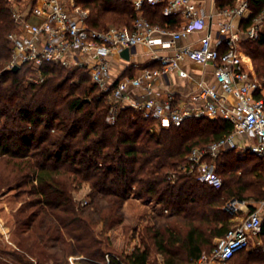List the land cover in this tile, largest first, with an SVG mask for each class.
I'll return each instance as SVG.
<instances>
[{
  "label": "trees",
  "instance_id": "obj_1",
  "mask_svg": "<svg viewBox=\"0 0 264 264\" xmlns=\"http://www.w3.org/2000/svg\"><path fill=\"white\" fill-rule=\"evenodd\" d=\"M76 1L89 11L86 24L93 30L130 29L137 17L131 2ZM263 7L264 0H254L257 11ZM140 13L166 30L182 23L180 17L164 15L161 4L145 3ZM15 29L8 4L0 0V161L9 170L0 196L7 188L28 186L33 198L18 210L15 248L0 247V264H69L70 256L81 257L78 264H105L106 255L108 264H152L151 252L161 256L162 264H189L234 228L233 215L224 209L227 202L264 200V162L249 152L237 157L234 150L222 151L210 160L222 179L218 190L181 170L193 149L229 136V122L188 118L179 127L151 133L150 120L131 107H119L109 124L108 93L84 70L45 64L44 81L33 84L27 65L16 73L6 68L8 35ZM241 45L264 81V29ZM83 185L89 188L88 199L111 198L110 206L98 211V222L84 210L87 201L82 205L74 199ZM130 197L150 198L172 217L160 227L149 221L140 231V245L116 254L107 234L123 223L120 210ZM135 213L145 219L143 212ZM260 238L262 246L237 253L230 264H264V218Z\"/></svg>",
  "mask_w": 264,
  "mask_h": 264
},
{
  "label": "built area",
  "instance_id": "obj_2",
  "mask_svg": "<svg viewBox=\"0 0 264 264\" xmlns=\"http://www.w3.org/2000/svg\"><path fill=\"white\" fill-rule=\"evenodd\" d=\"M197 1H135L136 9L141 8L145 2L150 5L161 4L164 15L180 17L181 27L169 31L158 25H151L141 16L135 18L130 29L108 26L104 30H93L86 24L89 11L79 6L76 0H5L16 26L8 35L11 57L6 68L20 69L27 65L30 69L27 80L33 84L44 81L45 64L84 70L101 92L108 93L107 102L111 106L107 117L109 124L115 122L118 104L128 98L133 99L131 108L140 112L143 119L152 122L149 130L151 133L179 127L185 119L191 117L222 118L229 122L233 126L231 135L204 148L193 149L181 167L182 172L194 175L198 182L218 190L222 186V179L216 174L210 160L215 159L222 151L239 149L241 154L249 152L264 162V98L254 96V92L264 89V84L246 71L239 51V37L231 33L229 24L220 25L214 42L210 36H206L197 47L178 45L180 39L190 33L201 32L206 27L204 17L195 13L194 4ZM248 9L249 2H243L223 13L229 18L242 17ZM32 18L37 22L30 23ZM263 29L264 12L253 21L246 37L256 40ZM165 35L170 36L168 41L161 39ZM137 45L172 49L174 54L171 57L156 56L160 65L158 69H144L138 77H125L111 83L110 58ZM184 60L212 64L216 84L222 90L218 95L213 88L201 86L192 99L205 103L195 112L173 109V95L169 94L162 103L155 91V80L179 69ZM136 89L143 91L139 98L134 97L133 91ZM227 96L232 100L229 101ZM233 135H246L254 139V142L246 147H237ZM85 204L86 202L82 203ZM242 204L240 201L230 200L224 209L236 216L240 213ZM262 218L264 200L253 211H246L238 226L224 237L216 239L210 252L203 253L189 264H230L234 255L248 250L251 245L262 246ZM105 260V264H108L109 256Z\"/></svg>",
  "mask_w": 264,
  "mask_h": 264
},
{
  "label": "crops",
  "instance_id": "obj_3",
  "mask_svg": "<svg viewBox=\"0 0 264 264\" xmlns=\"http://www.w3.org/2000/svg\"><path fill=\"white\" fill-rule=\"evenodd\" d=\"M135 1L130 0L133 8L137 11V16H141L140 10L135 8ZM243 2H249V9L244 12L242 17L233 16L231 18L225 16L223 13L225 10L232 9L239 6ZM148 4L147 2H145ZM144 3V4H145ZM150 5V4H149ZM159 5V4H157ZM194 10L197 15L203 16L206 22V27L201 32H195L188 34L185 38L179 40V46H191L197 47L201 39L206 36H210L211 40L214 42L217 38V33L219 31L221 24H229L231 27V33L238 35L239 37V51L241 53L242 59L244 61V67L246 71L250 74L251 77L256 78L254 65L251 57L246 53L242 48V42L249 41L246 37V32L251 26L253 21L260 17L264 12V7L257 11L254 8V1L249 0H198L194 4ZM143 18V17H142ZM34 22H37L35 18H32ZM182 24V23H181ZM181 27V26H180ZM176 30V29H174ZM173 31V30H169ZM156 37H160L158 34H155ZM161 39L168 41L170 39L169 35L161 36ZM121 54V53H120ZM120 54L114 55L110 58V67L109 74L111 83L116 82L117 80L125 77H138L141 75L144 69H158L160 67L159 62L156 60L158 57H171L174 52L172 49H160L159 47H147L145 45H137L133 47V51L129 54V59L125 60L120 56ZM261 81V80H260ZM259 81V82H260ZM201 86H207L214 89V91L220 95L222 90L220 86L216 84L214 77V67L212 64H201L196 62H191L188 60L181 61L180 67L177 70L168 72L165 76L159 77L155 80V91L157 92L158 98L163 103L166 97L171 94L173 95L172 108L179 111H197L204 106V101H195L192 97L198 92ZM143 91L141 89H136L133 91L134 97L141 96ZM256 98H264V89L254 92ZM128 98L118 104L119 107H131L133 99ZM229 101L232 100L230 96H227ZM191 118H208V117H191ZM188 119V118H187ZM209 120H223L222 118H208ZM225 121V120H224ZM233 131V130H232ZM233 132L230 133V135ZM234 138L241 140L243 146L237 147H246L251 145L254 142L249 136L246 135H233ZM236 144V143H235ZM235 151V150H234ZM235 154L237 157H242L244 155L240 153V150H236ZM263 201V200H261ZM243 201L241 205V211L238 215L234 216L231 222L234 225V228L238 225H235V220L237 221L240 217V222L245 216V212L250 210V206L254 209L261 202ZM235 223V224H234ZM233 228V229H234ZM261 245L263 244L262 239L260 238ZM216 242V239L213 242ZM253 246H257L254 244ZM255 247V248H256ZM249 251V250H248Z\"/></svg>",
  "mask_w": 264,
  "mask_h": 264
},
{
  "label": "rangeland",
  "instance_id": "obj_4",
  "mask_svg": "<svg viewBox=\"0 0 264 264\" xmlns=\"http://www.w3.org/2000/svg\"><path fill=\"white\" fill-rule=\"evenodd\" d=\"M34 20H30V23H33ZM117 26V25H115ZM120 28H125L123 26H117ZM257 78V76H256ZM258 79V78H257ZM260 81V80H259ZM264 84V81H260ZM108 100V98L106 99ZM236 145L243 146L242 141L238 138H234ZM9 170L4 171V163L0 161V183L4 184L2 179H7ZM15 184V183H13ZM29 187L22 186L19 189L16 187H10L4 190L2 196H0V247L5 250H10L15 248L14 241L16 238L13 237L15 227V218L18 210L22 205L28 204L33 200L30 195H28ZM89 188L87 185H83L79 190L74 193V199L76 202H88V205L84 210L92 215L94 221H99V210L107 208L110 206L111 198L104 199H88L87 193ZM131 210L132 213H131ZM143 212L145 219H138L136 217L137 211ZM120 213L123 217V223L119 226L114 227L111 231L108 232L107 236L110 237L112 242V251L116 254L122 252L129 253L133 250L135 246L140 245L139 234L143 230L144 226L150 221L155 227H160L166 223L172 216L169 212L162 211V209L157 206L150 198H145L141 201L132 200L130 197L129 200L123 205L120 210ZM241 217L236 221L235 225L240 224ZM45 226H41V230H45ZM101 229V224L97 226V231ZM14 240V241H13ZM30 242H25V246L29 247ZM55 244V243H54ZM263 245V244H262ZM256 246L251 245L248 250H253ZM57 250L61 249V244H56ZM248 250H244L245 252ZM108 256V255H106ZM105 256V257H106ZM81 257L70 256L67 258L69 264H78L77 262ZM150 263L152 264H162V258L160 255H156L151 252ZM9 264H15L12 261H8ZM106 263V260L104 259ZM33 264H36L35 262ZM50 264V263H48Z\"/></svg>",
  "mask_w": 264,
  "mask_h": 264
},
{
  "label": "water",
  "instance_id": "obj_5",
  "mask_svg": "<svg viewBox=\"0 0 264 264\" xmlns=\"http://www.w3.org/2000/svg\"><path fill=\"white\" fill-rule=\"evenodd\" d=\"M131 51H133V48L130 49V50L129 49H125V50H123L121 52L120 56L122 58H124L125 60H128L129 59V54H130ZM18 69H19L18 67H14V68L11 69V72L16 73L18 71Z\"/></svg>",
  "mask_w": 264,
  "mask_h": 264
}]
</instances>
